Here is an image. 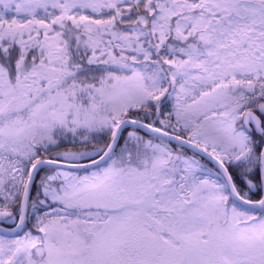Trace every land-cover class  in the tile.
I'll return each mask as SVG.
<instances>
[{
    "label": "snow or ice",
    "instance_id": "snow-or-ice-1",
    "mask_svg": "<svg viewBox=\"0 0 264 264\" xmlns=\"http://www.w3.org/2000/svg\"><path fill=\"white\" fill-rule=\"evenodd\" d=\"M0 264H264V0H0Z\"/></svg>",
    "mask_w": 264,
    "mask_h": 264
}]
</instances>
